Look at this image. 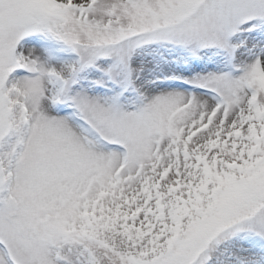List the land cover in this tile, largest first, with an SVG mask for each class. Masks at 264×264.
Segmentation results:
<instances>
[{"label":"snow or ice","instance_id":"obj_1","mask_svg":"<svg viewBox=\"0 0 264 264\" xmlns=\"http://www.w3.org/2000/svg\"><path fill=\"white\" fill-rule=\"evenodd\" d=\"M0 264H264V0H0Z\"/></svg>","mask_w":264,"mask_h":264}]
</instances>
